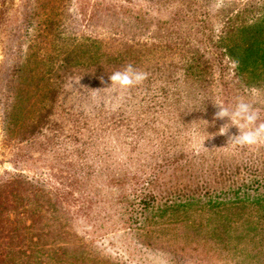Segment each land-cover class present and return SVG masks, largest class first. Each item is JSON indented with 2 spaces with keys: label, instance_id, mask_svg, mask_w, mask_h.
<instances>
[{
  "label": "rangeland",
  "instance_id": "obj_1",
  "mask_svg": "<svg viewBox=\"0 0 264 264\" xmlns=\"http://www.w3.org/2000/svg\"><path fill=\"white\" fill-rule=\"evenodd\" d=\"M262 19L264 0H0V252L25 261L1 190L27 179L69 194L67 263L264 264V143L235 146L237 127L213 122L214 103L238 97L264 121V74L244 78L222 46H246L241 28ZM75 38L102 57L61 82ZM130 49L147 79L109 87L103 54ZM46 67L58 73L42 110Z\"/></svg>",
  "mask_w": 264,
  "mask_h": 264
},
{
  "label": "trees",
  "instance_id": "obj_2",
  "mask_svg": "<svg viewBox=\"0 0 264 264\" xmlns=\"http://www.w3.org/2000/svg\"><path fill=\"white\" fill-rule=\"evenodd\" d=\"M239 34H244L246 46H242L241 48L238 42L233 44L231 39L228 41L223 40L222 46L226 48L228 54L236 62L239 74L243 75L244 78H246L245 75H248V79L251 80L257 79L264 74V19L245 24L241 28ZM76 39L77 38H75L72 43H69L68 47H70V49L68 52L69 54L67 53L68 56L62 58L64 65H62L63 74L59 77L61 82H64V78L74 73L73 67H79L83 63H87L89 64L88 67H91L93 62L99 61L102 57V47L100 45H95V41L93 44L88 43L84 45ZM233 41H235V39H233ZM62 46H65L64 39L61 36V31H59L57 48ZM141 53L142 50L130 49V52L121 51L118 54L105 53L103 55L104 61L112 64V73L122 69L128 63H137V58L140 57ZM114 67L120 68L114 70ZM57 73V67L52 69L46 67V70H41L43 81L42 110H45L50 105L48 95L52 94L54 91V77L56 78ZM149 103H151L150 108L156 106L152 100L149 101ZM42 121L43 125L47 123L46 118L43 116ZM118 122L123 123L124 119L120 118ZM51 139L48 138V140ZM20 183L21 185L18 187L19 191L16 189L15 180H10L6 185H2L1 195L2 198H4V205L9 207L7 209L8 214L14 213L16 216L15 222H13L14 219L10 217L9 226H17L19 230L25 232L26 237H29L32 230L36 228V241L33 242L35 248L32 249L30 247V238L29 240L27 239L28 241L24 240L25 235L15 228H12V230H10L11 232L9 231L10 233L5 236V240H8L12 246L13 242L18 246H24V248L19 251L25 260L23 264L30 262L32 259H35L34 264H72L70 262L67 263L70 259L68 258V253L70 246L75 244L71 245V241L75 242L74 236L79 234L77 232L79 226L75 223L77 218L69 213L70 210L68 211L70 202L68 192H64L60 189H49L39 184L37 186L27 179H21ZM15 192H17V194ZM32 197L35 199L33 202ZM18 207L19 211L17 215L15 214V210ZM176 211L177 209H175L174 216L178 215ZM237 237L239 239L243 238L240 234ZM31 241H33V238H31ZM257 243L259 245L264 244L262 240ZM81 244H85V241H81ZM15 257L17 256L12 254L10 250L0 252V258L6 260L9 264H12ZM66 258L68 260H66Z\"/></svg>",
  "mask_w": 264,
  "mask_h": 264
},
{
  "label": "clouds",
  "instance_id": "obj_3",
  "mask_svg": "<svg viewBox=\"0 0 264 264\" xmlns=\"http://www.w3.org/2000/svg\"><path fill=\"white\" fill-rule=\"evenodd\" d=\"M148 77V73L128 63L122 69L112 72L109 76V87L129 89L141 85ZM103 80V77H101ZM218 110L214 113V120L227 118V123L218 129L220 135H227L231 126H236L238 134L228 135V143L239 147H252L264 143V121L253 104L243 97L236 98L234 106L228 107L222 103H214ZM208 122V121H207ZM216 135L210 134L202 141ZM227 143V144H228ZM205 147V146H204Z\"/></svg>",
  "mask_w": 264,
  "mask_h": 264
}]
</instances>
